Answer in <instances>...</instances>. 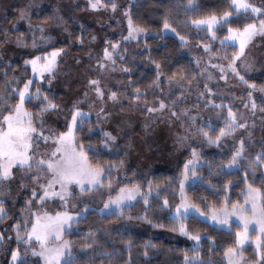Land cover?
I'll use <instances>...</instances> for the list:
<instances>
[{
  "label": "snow or ice",
  "instance_id": "1",
  "mask_svg": "<svg viewBox=\"0 0 264 264\" xmlns=\"http://www.w3.org/2000/svg\"><path fill=\"white\" fill-rule=\"evenodd\" d=\"M73 5L67 18L57 7L51 15L43 16V23L38 25L32 24L27 8L21 9L18 19L28 23L32 32L30 44L23 32L11 39L15 25L11 31L0 27L3 36L0 49L7 43L37 49V31L39 40L51 47L50 51L25 54L22 65L5 59L7 52L0 51V79L3 80L0 88V223L9 219L6 202L23 194L19 219L0 230V251L7 252V264H132L133 241L129 229L133 221L154 228L168 227L171 232L193 241L190 248L175 249L182 252L183 264H213L211 255L216 250L213 237L202 236L187 221L190 217L205 218L230 229L232 216L238 218L241 227L236 229L232 244L223 249L227 264H264V95L259 103L254 95L257 91L264 93V83L258 84L248 76L253 71H264V49L259 58L254 53L258 43H264V0L259 3L224 0L223 7L211 8L204 7L202 0H175L172 7L163 12L156 31L134 18L135 0H129L125 6L119 0H87V10L113 16L119 10L126 22V34L122 30L120 39L115 40L106 34L113 25L103 17L96 20L98 31L105 33L99 37L89 34L85 25L77 21L80 33L75 36L69 33V37L83 47L87 36V67L81 57H72L74 63L65 66L64 57L70 53L65 47L56 46V37L49 32V28L56 27L68 32V19L74 20L73 13L81 10L75 0ZM120 23L117 19L116 24ZM184 28L194 30V34ZM221 32L224 34L219 35ZM169 33L178 39L179 47L202 50L203 55L193 61L197 71L177 62L173 69L165 72L163 62L171 57L153 55L149 37L164 40ZM200 33L205 35L200 36ZM98 38L103 46L95 54L90 45ZM217 41L219 47H216ZM129 44L136 48L143 45V48L139 52L130 51ZM161 47L166 48L167 44H158L156 51ZM229 48L233 50L228 51ZM141 63L152 66L150 78L141 73L134 79ZM209 66L218 69L219 75L208 72ZM17 68H20L19 73ZM82 73L90 74L84 75V90L76 98L58 102L50 93L58 77L73 78ZM113 73L120 75L108 87L104 81ZM34 78L46 83L49 91L35 83ZM213 80L217 83L211 84ZM230 80H234L232 85H229ZM219 81H224V88L243 85L247 89L244 96L236 97L241 106L226 102V96L235 94L223 91ZM192 97L195 99L189 103ZM29 104L35 110L30 109ZM135 113L147 117L145 129L157 120L176 123L182 129L174 134L172 143L177 150L187 148L190 157L175 180L168 178V186L176 184L179 190V202L174 206L165 195L167 187L162 182L143 177L145 183L128 179L127 170L126 182L118 183V191L113 195V173L124 168L125 158L136 147L130 139L119 143L130 135L128 129ZM61 116L63 130L48 123L49 118L58 120ZM108 123L113 126L112 130L102 127ZM96 128H99L101 151L122 149V158L111 163L90 160L89 152L94 157L98 155L91 143ZM85 134L89 137L87 146L83 139ZM225 145L230 150L219 163L204 160L203 149H221ZM256 145L259 150L250 152L249 148ZM204 167L209 169V176L225 177L221 181L225 198L219 207L211 204L201 208L185 191L186 183L205 182V177L197 171ZM237 171L242 172L245 184L243 202L229 201L227 196L232 184L227 177ZM131 174L136 176L135 172ZM207 183L215 187L211 180ZM98 198L102 200V207L95 211L112 226L90 227L82 233L83 242L77 247L66 234H72L74 226L87 219ZM52 201H59L60 210L48 209ZM156 201L158 204L154 203ZM141 203L142 210L131 214ZM70 206L72 209L79 206V211L69 210ZM154 207L170 212L169 225L153 219ZM252 224L257 226L255 237L249 234ZM10 233H14L15 246L6 248L13 240ZM202 240L209 245L207 260L202 255ZM249 241L255 244L252 259L246 258L244 253V245ZM170 251L173 249H161L152 241L145 242L141 249L146 264H152L150 257ZM124 253L128 254L127 259Z\"/></svg>",
  "mask_w": 264,
  "mask_h": 264
},
{
  "label": "trees",
  "instance_id": "2",
  "mask_svg": "<svg viewBox=\"0 0 264 264\" xmlns=\"http://www.w3.org/2000/svg\"><path fill=\"white\" fill-rule=\"evenodd\" d=\"M175 3V0H135L136 6L133 8V15L134 18L138 19L139 22L147 23L150 25L153 31H156L160 24H161V16L166 8L172 7V5ZM202 4L206 8L211 7H223L224 6V0H202ZM174 14V13H173ZM45 15H51L50 11H41L39 13H35L32 16V20L34 23L41 22L43 23L42 17ZM13 16L10 17V22L13 21ZM182 19V16H181ZM51 21H48L50 23ZM183 27V25H181ZM86 29L88 30V33H92V29L90 26H86ZM185 31L193 32L194 30L184 28ZM73 36L78 35L80 33V28L73 27L72 28ZM224 33L221 32L219 35H223ZM204 33H200V36H204ZM2 36L0 35V39ZM85 45L78 46V49L83 48L86 50V44H87V36H85ZM76 44L78 42L74 41ZM149 43L153 49V55H160V54H168L171 59L164 61V70L165 72H168L169 70L173 69L177 62H179L184 67L188 68L192 71H197L195 68V65L193 63V60L188 57L184 53V48L179 47L178 39L175 36L168 35L165 37L164 40L159 39H152L149 37ZM167 44L166 48L161 47L159 49V52L156 51L157 45H163ZM216 43H219L217 41ZM56 46H63L68 49V47L72 48L69 43L66 42H59L56 44ZM143 48V45L140 46V48H136L134 46L135 52L141 51ZM233 49L230 48L228 51H232ZM76 52V51H74ZM139 59V58H138ZM16 65H21L20 63H17ZM17 73L20 72V68L16 69ZM141 73H144L147 78H150L152 75V66L145 65L143 63L140 64L138 70L135 73L134 79L139 78L141 76ZM30 75V71H29ZM198 78V76H197ZM250 79H254L258 84L264 83V75H259L255 77H250ZM35 83H38V81L35 79ZM34 83V86H35ZM3 87V80L0 79V88ZM45 91H49V88L43 87ZM51 94H54L57 98L58 102H61L64 98V94L60 91H54L50 90ZM151 96V94H150ZM30 109L35 110L34 106L32 104L27 105ZM93 119V118H92ZM95 119H93L94 121ZM94 133L91 136V143L93 147L96 149L98 155L95 157L93 156L92 152H89V158L90 160H99L101 162H116L120 158L123 157V150H119V154H111L108 150L101 151V146L99 144L100 135L98 128L94 129ZM85 145L89 143V137L87 134L83 136ZM127 140H129L128 136L123 139V143H125ZM222 159V157L214 156L212 154H205L204 160L205 161H215L216 163H219ZM185 162V159L182 160L181 163H179L174 169H157L154 172L150 173L146 179H150L153 181H160L163 183L164 186L167 187V192L165 195H167L169 202L171 205H175V203L179 202V195H178V186L176 184H172L171 186H168V178H171L173 180L176 179L178 176L181 168L183 167V163ZM127 163V157L125 158V165ZM122 169L119 170L118 173H120ZM198 173H200L202 176L205 177V182L200 183L197 181L194 185H189L186 192L189 197H191L193 200H195L197 203L200 204L201 208H205V205H211L215 204L217 207L220 206L222 201L225 198V192L223 190V186L221 181L225 179L223 175L219 174H213L212 176H209V169L207 167L204 168H198ZM132 172L136 173V176H132ZM113 173V181L116 178V174ZM127 178L128 179H140L141 183H145V180L138 176V170L130 165L127 169ZM227 179H230L232 181V184L229 186L227 196L229 198V201H243L244 193H245V184L242 180V172H233L232 175L228 176ZM211 180L212 185H215V187L210 186L207 181ZM118 183H124L125 175L124 177H117ZM175 193V194H174ZM11 203V205H10ZM6 204V208L9 212V219L5 220L4 222L0 223V230H3V227L7 224L11 225L14 220L19 219L20 216V209L23 207V194L20 196H16L12 198V202ZM155 204H158V201L154 202ZM16 206V207H15ZM93 211H91L87 217L86 220H82L78 225L74 226L72 234H66V238L72 239L75 241L77 247L80 243L83 242L82 233L86 232L90 227H95L99 224H105L106 227H111V224L105 223V218L98 215L95 211V209H99L98 206L92 205ZM143 208L142 203L137 204L136 208L131 210V214L135 215L137 212H140ZM207 210V209H206ZM153 213V219L156 222L163 223L165 225H169L170 221L168 219L170 212L169 211H161L158 207H154L152 209ZM190 225V227L194 228L195 230L199 231L202 236H211L213 237L215 244H216V250L211 255V259L213 261V264H226L225 257L223 256V249L228 247L232 244L234 238H235V231L238 227L237 224H233L232 228L230 230H226L223 228H217L215 226H212L210 223H208L205 220L202 219H194L192 217L189 218L187 221ZM132 227L129 229L131 234V239L133 241V248L131 253V259L132 264H146V260L142 255L141 249L145 242L152 241L158 245L161 249H173V251L164 253H158L154 257H150L152 264H183L182 259V252L176 251L175 249H187L192 246L194 243L193 241L188 240L186 237L180 236L178 233L171 232L168 227H165L163 229L160 228H154L149 224L141 223L139 221H133L130 222ZM13 235V240L9 241L5 247H14V233H10ZM202 255L207 260V248H208V242L206 240H202ZM119 247V245H118ZM244 252L246 254V257L248 259H252L255 256V251L252 245L248 246L246 249H244ZM8 254L6 251H0V264H7L8 260ZM128 258V254L124 253V259Z\"/></svg>",
  "mask_w": 264,
  "mask_h": 264
},
{
  "label": "rangeland",
  "instance_id": "3",
  "mask_svg": "<svg viewBox=\"0 0 264 264\" xmlns=\"http://www.w3.org/2000/svg\"><path fill=\"white\" fill-rule=\"evenodd\" d=\"M30 2H31V7H28ZM128 2L129 0H119V3L122 6L127 5ZM255 2L259 3V0H255ZM75 3H78L81 6V10H77L73 13V15L75 16L74 20L68 19L66 25V27L68 28V32H63L59 27L49 28V32L50 34L56 37V44H58L59 42H66L72 46V48L71 47L70 48L68 47V49L66 48V50L70 53V55L64 57V60L66 61L65 66L74 63L72 57H81L82 64L85 67H87L88 57L86 55V51L89 47V44L88 43L86 44V50L83 48L78 49V46L81 45H79V43L76 44L74 40L69 37V33H71L73 36L72 33L73 27L80 28V24L77 23V21L83 23L85 27L90 26L92 29L91 34H98L99 37L101 35H104L105 33L98 31L99 26L96 23V20L98 17H103L108 23H111L113 25L112 28L106 30V34L115 40L120 39L122 30L123 33L126 34V22L123 20V17L120 15L119 10L117 11L116 14H114V16L111 13H106L103 11L94 13L90 10H87V0H75ZM57 7H59L63 11L65 17L67 18L69 16V13L72 12V8L74 7L73 0H0V27L7 28L11 31L13 25H15L16 27L13 32V35L11 36V39L14 40L15 35H18L19 33L23 32L24 39L29 41L30 44L32 32L29 30V26L26 21L18 19L19 11L21 9L27 8V10L31 13V16H33L35 13H39L41 11H50L52 14ZM11 16L14 17L12 22H10ZM110 16H113V18L109 19ZM117 19L121 20V23L118 25L116 24ZM5 20L7 22H5ZM31 22L33 25L41 24V22L34 23L33 20ZM48 24L51 25L52 21ZM168 35L174 36L171 33H169ZM35 36L37 38V44H38L37 49H33L31 47L23 48V47H18L15 43H7L4 45L3 49H0V51L7 52L5 59H11V61L14 64L20 63L22 65L23 59L25 58V54L27 53L38 54L39 51L41 50L43 51L51 50L50 45H44L39 40L40 33L38 31L35 33ZM1 38L3 39V36ZM257 41L258 42L260 41L259 37H257ZM90 46L93 49V52L95 54H98L103 45L98 38V40L96 42H93ZM127 47L129 48L130 51L134 50V44H129L127 45ZM216 47H219V43H216ZM262 49H264V43H258L257 48L254 49V53L255 55H257L258 58L260 57V53ZM228 50H230V48ZM184 53L188 57H190L193 61L195 60L196 57L203 55L202 50L199 48H193L191 49V51L184 48ZM213 62L215 63L216 61L214 60ZM208 72L212 73L213 76L219 75V70L211 68L210 66L208 68ZM86 74H90V73H82L79 77H73V78L58 77L57 80L53 81L51 89L54 90L55 92L60 91L64 94V98L62 101H67L69 97L76 98L84 90V83H85L84 75ZM119 75L120 74L118 73L111 74V76H109L104 81V84L108 87H111L115 83V79L118 78ZM259 75H264V71H253L248 74L249 78ZM35 79L36 78H34V80ZM198 79H200L199 76ZM38 83H40L42 87L49 88V86L44 82L38 81ZM210 83L216 84L217 81L213 80ZM218 83L220 88L223 89V91L225 92L230 91L235 94L234 96H226L225 97L226 102L231 101L236 106H241V101L239 99H236V97L244 96L247 89H245L243 85L224 88V81H219ZM233 83L234 80L229 81V85H232ZM254 95L256 96L257 101L259 103V98L262 95H264V93H260L259 91H257L254 93ZM194 99L195 97L190 98L189 103H192ZM217 102H219V100ZM84 107L85 110L87 111L88 110L87 106L85 105ZM92 118L95 119L94 113ZM146 120L147 117L145 115H141L140 113L133 114L132 125L128 129L130 133L128 138L135 144L136 147L130 151V154L127 157V163L124 166V168H122L120 173L116 174V178L113 181V187L115 189L113 195H115V191H118V188L116 187L118 184L117 177L120 176L124 177L125 171L129 168L130 165L134 166L138 170V176H140L141 178L142 177L147 178L150 173L154 172L157 169H174L179 163L182 162V160L184 159L186 160L190 157V153L187 148L177 150L173 146L172 138L174 134L176 132L182 131V129L179 128L178 124L176 123L169 124L165 121L157 120L151 122L149 128L145 129L143 125ZM48 123L63 130L64 119L62 116L58 120L55 117H51L49 118ZM257 123H259V121H257ZM102 127H104L107 130H112L113 126L110 123H108L102 125ZM256 138L257 139L259 138V133H257ZM119 143L123 144V139L119 141ZM119 150L120 149H113L109 152L111 154H117ZM229 150L230 148L228 145H225L221 149H217L215 147H207L202 150V155L204 156L205 154H212L214 156L225 158ZM258 150H259V145H256L254 148H249L250 152L258 151ZM189 185H192L191 182L186 183L185 191L187 190ZM10 202H12V198L9 199L6 202V204ZM93 205H96L98 206V208H101L102 200L98 198ZM47 207L49 210H60L59 201H52L47 205ZM69 210L79 211V206L75 209H72L70 206ZM200 219L207 221L212 226H215L217 228H223L226 230H230L233 224H237L238 226L241 227V224L236 216L230 217V221H229L231 225L230 229L228 228V226L216 225L214 222L210 220H206L205 218H200ZM8 227L9 224L5 225L3 229H6ZM256 228L257 226L255 224L249 226V234L252 237H255V235L257 234ZM250 245H252L255 250V244L252 241L247 242L244 245V249H246ZM225 261L227 264L226 257H225Z\"/></svg>",
  "mask_w": 264,
  "mask_h": 264
}]
</instances>
